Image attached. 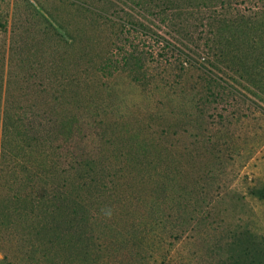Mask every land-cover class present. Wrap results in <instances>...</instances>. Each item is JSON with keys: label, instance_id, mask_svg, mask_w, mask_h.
<instances>
[{"label": "rangeland", "instance_id": "1", "mask_svg": "<svg viewBox=\"0 0 264 264\" xmlns=\"http://www.w3.org/2000/svg\"><path fill=\"white\" fill-rule=\"evenodd\" d=\"M75 1L0 0L1 111L9 73H21L19 81L30 77L21 86L37 92L47 86L44 80L50 74L42 65L64 56V47L57 49L44 35L42 17H52L75 38L73 49L80 51L85 41L95 49L92 83L83 89L92 106L86 120L95 127L79 133L76 141L105 132V139L128 144L121 171L85 201L89 223L77 228L75 264H264V200L250 195L252 187L264 185V104L235 86L240 80L233 72L210 66L208 56L195 57L192 65L182 62L190 55L193 35L202 44L200 28L192 33L187 26L194 18L191 11L180 10L176 24L170 22V11L163 14L149 0L144 5L138 0H86L92 9H79ZM13 29L20 32L16 53L11 51ZM150 35L169 46L153 45ZM134 47L146 54L153 49L138 71L123 65L97 70L111 49L115 53ZM251 89L246 86L256 93ZM30 104L43 109L30 97L21 103ZM60 139L54 146L65 143ZM90 151L74 143L57 152L84 159ZM1 152L0 144V158ZM52 158L54 185L64 174L77 177L74 165ZM1 177L0 171V184ZM22 185L1 187L0 194H17ZM22 201L11 200L18 211L14 217L21 208L33 219ZM21 223L4 235L9 242L0 240V260L2 248L16 264L23 263L27 229Z\"/></svg>", "mask_w": 264, "mask_h": 264}, {"label": "trees", "instance_id": "2", "mask_svg": "<svg viewBox=\"0 0 264 264\" xmlns=\"http://www.w3.org/2000/svg\"><path fill=\"white\" fill-rule=\"evenodd\" d=\"M149 1L154 2L163 14L170 11V22H178L174 19L180 10L191 11L190 16L194 18L187 26L192 33L196 28H200L202 44H196L193 35L190 55H184L182 62L192 65L195 64L193 60L200 55L208 56L206 62L210 66L218 68L217 65H220L228 72H233L240 80L235 86L247 91L264 104V0ZM146 2L148 0H138L137 3L144 5ZM75 3L79 9H92L89 1L76 0ZM42 18L45 22L44 35L57 44V49L64 47V56L58 54L56 59H52V63L43 59L47 64H51L42 65L43 71L49 70L50 74L44 80L45 84L48 83L47 86L37 92H29L21 86L29 81L30 77L19 81L21 73L16 74L19 77L14 74L10 76V73L8 75L4 106L2 111L0 109V188L7 186L10 190L16 183L23 185L17 194L10 195V191L4 195L0 194V240L9 242L4 235L9 234L12 228L22 222L21 224L25 225L23 229H27V238L23 241L24 244H21L25 250L22 264H75L73 256L77 228L89 223L85 201L107 185L106 178H110L112 182L113 177L121 171L123 158H126L123 149L127 148L128 144L116 140V137L112 140L105 139V132L91 140L92 133H89L84 139L76 141L79 133L95 127L87 121L92 106L89 102L90 94L83 91L92 83L94 71L90 72V63H93L90 60L95 49L92 42L85 41L80 51H76L72 46L75 45V38L68 37L67 28L58 24L52 17ZM125 26L123 23L122 28ZM139 26L144 27L143 23ZM17 30H12V53H16L14 43L20 37ZM148 38L153 41V45H168V42L158 35H150ZM144 46L147 47L143 42L142 47ZM151 51L146 54L142 48L134 47L131 51L114 53L111 49L107 54H118L114 58L106 54L102 58L104 63H99L97 70L104 71L108 66L117 69L116 67L123 65L134 67L133 70L138 71L144 66L146 58L153 55ZM175 51L174 48L172 52ZM37 52L41 51H35V54ZM174 55L180 56L178 53ZM229 78L236 80L231 75ZM16 85H20V88H15ZM246 86L253 88L251 90L255 88L256 93H250ZM29 97L36 104L39 102L43 109L40 111L32 104L22 106L21 103ZM245 98L239 96L243 101ZM60 138L65 143H57L54 146ZM74 143L91 149L90 153L86 154L84 159L73 154L69 155L70 158L67 154H58L57 151L68 150ZM52 157L58 161L60 158L64 165H74L77 177L74 178L75 174H64L60 184L54 185L56 165ZM104 173H107V176ZM36 188H41V191H36ZM250 195L264 200V185L252 187ZM14 197L23 200L22 203L31 210V214H35L33 219L28 220L27 216L21 213L24 210L21 208H16L20 214L14 217L18 212L10 205ZM80 210L83 216L79 218ZM1 250L3 258L0 264L17 263L8 251L2 248Z\"/></svg>", "mask_w": 264, "mask_h": 264}]
</instances>
